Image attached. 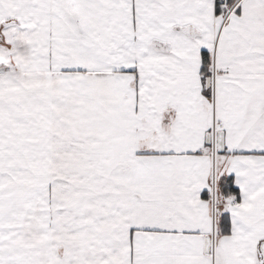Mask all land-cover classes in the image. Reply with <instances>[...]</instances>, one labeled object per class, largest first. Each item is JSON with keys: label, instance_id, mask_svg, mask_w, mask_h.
<instances>
[{"label": "snow or ice", "instance_id": "obj_1", "mask_svg": "<svg viewBox=\"0 0 264 264\" xmlns=\"http://www.w3.org/2000/svg\"><path fill=\"white\" fill-rule=\"evenodd\" d=\"M0 264H264V0H0Z\"/></svg>", "mask_w": 264, "mask_h": 264}]
</instances>
